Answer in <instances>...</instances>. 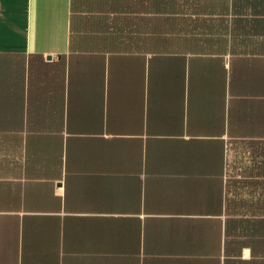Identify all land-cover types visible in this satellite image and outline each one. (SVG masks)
<instances>
[{"label":"crops","instance_id":"crops-1","mask_svg":"<svg viewBox=\"0 0 264 264\" xmlns=\"http://www.w3.org/2000/svg\"><path fill=\"white\" fill-rule=\"evenodd\" d=\"M163 17L0 0V264H264V55L168 53Z\"/></svg>","mask_w":264,"mask_h":264},{"label":"trees","instance_id":"trees-1","mask_svg":"<svg viewBox=\"0 0 264 264\" xmlns=\"http://www.w3.org/2000/svg\"><path fill=\"white\" fill-rule=\"evenodd\" d=\"M158 19V18H153ZM162 27L153 25V37L166 43V52L230 54L231 68L248 61L259 70L264 55V0H166ZM165 40V41H164ZM259 165H264V144H259Z\"/></svg>","mask_w":264,"mask_h":264},{"label":"rangeland","instance_id":"rangeland-1","mask_svg":"<svg viewBox=\"0 0 264 264\" xmlns=\"http://www.w3.org/2000/svg\"><path fill=\"white\" fill-rule=\"evenodd\" d=\"M251 158L249 156V152L246 148H244L241 144L235 143L231 146L230 156L228 158L227 167L228 170L230 168V172L232 176L240 175L239 168L241 169L243 165L250 164ZM230 172L227 175H230ZM235 186H232V191L239 192L238 189H234ZM254 190L250 189H241L240 192L244 195L248 193H256Z\"/></svg>","mask_w":264,"mask_h":264}]
</instances>
